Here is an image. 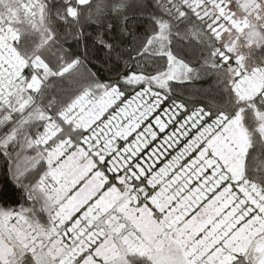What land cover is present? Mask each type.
<instances>
[{
	"label": "snow or ice",
	"instance_id": "obj_1",
	"mask_svg": "<svg viewBox=\"0 0 264 264\" xmlns=\"http://www.w3.org/2000/svg\"><path fill=\"white\" fill-rule=\"evenodd\" d=\"M0 167V264H264V0H0Z\"/></svg>",
	"mask_w": 264,
	"mask_h": 264
},
{
	"label": "trees",
	"instance_id": "obj_2",
	"mask_svg": "<svg viewBox=\"0 0 264 264\" xmlns=\"http://www.w3.org/2000/svg\"><path fill=\"white\" fill-rule=\"evenodd\" d=\"M5 170L3 168L0 169V187H3L5 185V183H10L9 181V177H6L4 174ZM8 191L11 193L12 192V188L9 187ZM20 199L19 195H14L12 196V201L11 202H15L17 200Z\"/></svg>",
	"mask_w": 264,
	"mask_h": 264
},
{
	"label": "flooded vegetation",
	"instance_id": "obj_3",
	"mask_svg": "<svg viewBox=\"0 0 264 264\" xmlns=\"http://www.w3.org/2000/svg\"><path fill=\"white\" fill-rule=\"evenodd\" d=\"M2 167H0V169H1ZM9 181H10V178H9Z\"/></svg>",
	"mask_w": 264,
	"mask_h": 264
}]
</instances>
